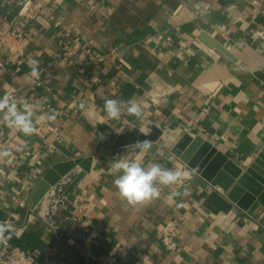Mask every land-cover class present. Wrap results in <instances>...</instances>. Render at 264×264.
<instances>
[{"label": "crops", "instance_id": "crops-1", "mask_svg": "<svg viewBox=\"0 0 264 264\" xmlns=\"http://www.w3.org/2000/svg\"><path fill=\"white\" fill-rule=\"evenodd\" d=\"M156 33L171 41L142 43ZM32 59L38 78L29 75ZM257 71H264V0H41L23 9L0 0V96L12 93L21 109L38 106L30 136L0 122V145L13 154L0 158L8 243L41 264H264V186L255 195L244 189L248 208L262 198L251 213L237 206L214 213L204 205L213 188L172 153L183 134L200 136L243 173L264 147ZM107 98L135 101L142 116L124 109L110 119ZM52 111L55 121H39ZM133 128L161 130L147 154L115 143ZM118 156L187 172L175 191L188 194L169 200L173 191L162 185L158 198L128 204L113 184L121 173L109 162ZM69 158L89 159L88 167L76 165L32 208L38 180ZM51 190L65 204L54 214ZM167 220L178 226L174 251L159 239Z\"/></svg>", "mask_w": 264, "mask_h": 264}, {"label": "water", "instance_id": "water-1", "mask_svg": "<svg viewBox=\"0 0 264 264\" xmlns=\"http://www.w3.org/2000/svg\"><path fill=\"white\" fill-rule=\"evenodd\" d=\"M202 39L209 47L217 49L234 60L233 55L215 39L208 36H203ZM255 76L264 81V71L255 72ZM160 134L161 130L158 128H152L148 135L139 133L136 128H133L120 134L115 139V143L123 147L135 145L138 139L155 142ZM172 153L213 188L204 201V205L212 212L226 213L237 206L248 209V213H251L262 199L260 196L258 202L250 208L243 204V201L249 198V194H246L244 189L255 195L260 187L259 184L264 186V147L243 173V169L238 164L209 142L202 140L200 136L192 138L189 134H183L172 148ZM87 161L89 162V159L69 158L53 163L36 183L32 193L31 207L35 208L50 188L76 165L87 168L88 166H85ZM254 180L258 183L256 184ZM218 189L225 194H220ZM241 195H244L243 198H240ZM8 219V213L0 209V221L6 222Z\"/></svg>", "mask_w": 264, "mask_h": 264}, {"label": "clouds", "instance_id": "clouds-1", "mask_svg": "<svg viewBox=\"0 0 264 264\" xmlns=\"http://www.w3.org/2000/svg\"><path fill=\"white\" fill-rule=\"evenodd\" d=\"M39 61L32 59L29 61L31 69L30 77L38 78ZM80 108L86 112L88 116L93 115V109L87 108L84 103L80 104ZM37 105H28L25 103L23 108H18L17 100L12 93H6L0 96V122H3L8 128L14 129L23 133L25 136H30L37 131L36 122H34L35 111ZM107 116L113 120H119L122 112L126 109L129 115L136 117L142 116L141 106L135 101H123L118 98H107L103 105ZM47 119L55 121L56 114L54 111L51 114L40 116L39 121ZM37 121V122H39ZM100 139L104 138V134H99ZM135 147L141 153L147 154L152 148V142L148 139L137 140ZM12 152L5 145H0V158L12 157ZM110 167L114 172L121 173L118 175L113 184L119 192V195L130 205L143 204L160 196V191L157 184L170 186L179 184L181 181L188 179L189 174L182 170L169 169L162 166L160 163H152L148 167H144L136 160H130L127 156H118L110 162ZM187 195L185 191H173L168 199L172 200L181 195ZM12 238L11 226L5 221H0V244H7Z\"/></svg>", "mask_w": 264, "mask_h": 264}, {"label": "built area", "instance_id": "built-area-1", "mask_svg": "<svg viewBox=\"0 0 264 264\" xmlns=\"http://www.w3.org/2000/svg\"><path fill=\"white\" fill-rule=\"evenodd\" d=\"M255 3L259 0H253ZM2 3L8 7H15L23 9L26 6L35 4L37 7L41 5V0H2ZM6 39L3 41L6 44ZM163 41H171L169 35L163 33H156L143 38V44L155 43L158 44ZM69 53H73L72 50ZM159 191L163 190L162 185H156ZM171 191L177 189V184L167 186ZM50 202L48 204V213L54 214L59 208L64 207V202L61 196L57 194L56 191L51 190ZM177 234L178 226L175 220H167L163 223L159 231V239L167 251H174L177 248ZM0 264H41L32 255L28 254L22 248L12 245L7 242V244H0Z\"/></svg>", "mask_w": 264, "mask_h": 264}]
</instances>
